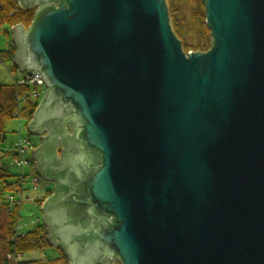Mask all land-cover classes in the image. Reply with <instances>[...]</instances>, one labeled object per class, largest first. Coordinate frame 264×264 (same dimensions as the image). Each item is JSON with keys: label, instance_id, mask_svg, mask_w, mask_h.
I'll list each match as a JSON object with an SVG mask.
<instances>
[{"label": "water", "instance_id": "95a60500", "mask_svg": "<svg viewBox=\"0 0 264 264\" xmlns=\"http://www.w3.org/2000/svg\"><path fill=\"white\" fill-rule=\"evenodd\" d=\"M201 2L212 44L185 53L166 0H18L36 12L11 63L43 82L26 130L69 264H264V0ZM60 120L57 181L38 151Z\"/></svg>", "mask_w": 264, "mask_h": 264}, {"label": "rangeland", "instance_id": "374dc122", "mask_svg": "<svg viewBox=\"0 0 264 264\" xmlns=\"http://www.w3.org/2000/svg\"><path fill=\"white\" fill-rule=\"evenodd\" d=\"M168 7L171 10V14L174 15L180 23L184 20H186L188 23H191L193 13L196 15L194 3L192 2H187L185 0H168ZM8 28L9 27L7 26H0V51L6 50L9 44H11V36H7L4 33V30H7ZM11 28L12 27H10L9 32H11ZM28 28L29 27H25V30H28ZM172 28L175 31L173 25ZM178 31L179 33L177 35L181 41L182 49L185 53L206 52L205 50L210 49L211 38L209 35L201 36L200 33L194 28L186 29L184 26L178 29ZM11 75H13L16 80H21L24 77L23 73H20L14 69L11 62L0 61V85L3 86L2 95H5L6 93L5 86L12 84ZM1 101L3 102L4 100L1 98ZM30 120L26 121L23 118L16 117L8 120L5 125V139L0 141V171H6L10 173L8 177L0 176V184H2L3 180L5 182L15 181L14 185L17 184V181L19 182L15 191L12 192L13 196L9 197L10 193L8 194L7 192L4 193L3 197L0 196V263H3L4 259H6L9 264H19L20 261H27L30 259H50L54 256H60V254H62L61 252H63V250H61V252L57 250V248L53 245H50L48 248H44L43 250L35 249L22 254L18 252L16 245L13 247V253L5 250L6 242L4 236L8 228L7 223L10 215L14 214L15 216L13 217L12 225L14 228V234L10 235L9 239L16 241L18 238V233H25L29 230H32L35 228L36 223L38 224L42 214L41 206L47 199L48 195L46 190L48 188L47 183L49 182L39 179L38 183H33V178L36 176V174L32 165H24L20 169V167H18L14 162L15 157L13 156V150L19 139L18 128L20 137L22 139L28 138L30 141L29 144L31 142L38 143L37 136L32 135L30 137L27 133L26 124ZM29 144H24V146H26V153H28L27 155L23 156L24 160H27L26 157L28 155L29 158H32ZM11 176H17V178ZM5 202L7 204H5ZM115 262H117L115 264H121L118 261Z\"/></svg>", "mask_w": 264, "mask_h": 264}, {"label": "trees", "instance_id": "16d2710c", "mask_svg": "<svg viewBox=\"0 0 264 264\" xmlns=\"http://www.w3.org/2000/svg\"><path fill=\"white\" fill-rule=\"evenodd\" d=\"M187 2L194 3V8L196 11V15L193 13L191 18V23L186 22V20L179 22L178 19L175 18L174 15L171 14V10L168 7L169 12V21L175 28V31L173 30L174 34L178 37V29H180L182 26H184L186 29L194 28L196 31L200 33V35L207 36L211 38L210 31L206 26V18H205V7L202 4L201 0H185ZM167 6H168V0H166ZM35 8L25 9L22 8L17 0H0V26H7L9 27L7 30H4V33L8 36L9 35V29L10 27H13L15 25H22L24 28L29 27L34 21L35 18ZM173 16V18H172ZM179 39V38H178ZM212 41L210 42L211 47ZM207 51V50H205ZM14 54V48L11 44H9L8 48L4 51H0V61L2 62H11ZM39 88L38 92L39 97L33 98L31 96V93L34 89ZM5 95H2L3 86L0 85V141L5 139V125L6 122L12 118L15 117L14 112L16 110V99H15V92L18 91L21 95L20 99V118H23L24 120H30L38 106V103L43 96L44 88L41 86H14L13 84L5 86ZM1 98L4 100L1 101ZM29 140V139H28ZM0 176L2 177H8L10 175L9 172L6 171H0ZM19 176V175H17ZM17 176H11L16 177ZM17 180V179H16ZM14 182H5L2 181V184H0V196L3 197L4 193H10L15 191L17 188V184L19 183L17 181V184ZM7 194V195H8ZM9 194V195H10ZM1 197V198H2ZM3 199V198H2ZM5 204H7L5 202ZM15 215H10V218L8 219V225H7V231L5 233L4 239H5V250H8L10 253L14 252L13 247L16 245L18 248V252L20 254L32 251L35 249H44L48 248L50 244L47 242L45 238V229L40 224H37V226L29 230L25 233H18L17 234V240L13 241L9 239L10 235L14 234V228L13 225V217ZM61 252L60 248H57ZM60 256H54L50 259H30L27 261H20L19 264H68V258L66 255L61 252ZM9 254V253H8ZM0 264H9L6 259L3 260V263Z\"/></svg>", "mask_w": 264, "mask_h": 264}, {"label": "flooded vegetation", "instance_id": "af4514ba", "mask_svg": "<svg viewBox=\"0 0 264 264\" xmlns=\"http://www.w3.org/2000/svg\"><path fill=\"white\" fill-rule=\"evenodd\" d=\"M18 2V1H17ZM58 123H61V128H58V124H57V128H54V134L52 133V135H48V138L45 139L44 144H43V150L42 151H38V154L40 155V161H41V165L38 167L40 168V170L43 172L44 175H47L50 178H53L55 180H59L62 179L64 173L60 172L58 167L61 164V161L63 160V157H66L67 153L64 152L63 150L66 149V147L64 148V143H65V131H68V133H71L69 128V124H67L65 121H58ZM46 137L47 134H43L41 136H38V143L36 142H31L29 145V148L31 149L30 152H32L33 150L37 149L38 147H40L42 140L41 138ZM62 138V141L64 142L62 145H58V143L56 144V138ZM67 140V139H66ZM66 153V155H65ZM96 159L98 160L99 158L96 157ZM97 163V162H95ZM99 164V163H98ZM97 164V165H98ZM32 165V167L34 168V170L37 169V165L36 162L31 160L30 164ZM51 168H50V167ZM55 169V170H54ZM39 179V178H38ZM54 182H49L47 183V190L46 192L48 193L47 198L52 196L53 194V189H54ZM41 219H42V214H41ZM111 219L113 220V218L111 217ZM38 224H40L41 226H43V228L45 229V235L46 231L48 230V228L44 225L43 221H41V223L39 222ZM56 248H60L62 250L61 246H58ZM117 262H114V264Z\"/></svg>", "mask_w": 264, "mask_h": 264}, {"label": "built area", "instance_id": "2783aa9c", "mask_svg": "<svg viewBox=\"0 0 264 264\" xmlns=\"http://www.w3.org/2000/svg\"><path fill=\"white\" fill-rule=\"evenodd\" d=\"M11 83L14 85V86H39V87H43V82H42V79H41V76L39 74H34L32 76H28L26 74H24V77L20 80H16L13 75H11ZM39 88L37 89H34L31 93V96L33 98H37L39 97V92H38ZM45 91V90H44ZM18 91L15 92V99H16V110L14 112V115L16 118H20L19 116V112H20V99L22 98L21 95L19 93H17ZM18 136H19V139L15 145V148L13 150V156L15 157L14 159V162L15 164L20 167V169L24 166V165H29L30 164V161L29 160H24L23 159V156L26 155V146H24V144L28 143L29 144V140L28 138L26 139H22L20 137V134H19V128H18ZM30 145V144H29ZM23 176V175H22ZM24 177V176H23ZM39 182V179L37 176H35L33 178V183L36 184ZM22 187V186H21ZM10 196H13L12 194L9 195ZM12 199V198H11ZM14 200V198H13Z\"/></svg>", "mask_w": 264, "mask_h": 264}, {"label": "crops", "instance_id": "0c3cea01", "mask_svg": "<svg viewBox=\"0 0 264 264\" xmlns=\"http://www.w3.org/2000/svg\"><path fill=\"white\" fill-rule=\"evenodd\" d=\"M44 95V94H43ZM36 136V135H35ZM31 137V136H30ZM38 137V136H37ZM30 142V141H29ZM28 153H26V155H27ZM27 158V160H29L30 162H31V160H33L34 161V159H32V158H29V155L26 157ZM40 221H42V219L40 218L39 219V221H38V223L40 222ZM37 226V223H36V225H35V227Z\"/></svg>", "mask_w": 264, "mask_h": 264}, {"label": "bare ground", "instance_id": "6f19581e", "mask_svg": "<svg viewBox=\"0 0 264 264\" xmlns=\"http://www.w3.org/2000/svg\"><path fill=\"white\" fill-rule=\"evenodd\" d=\"M9 35L11 36V32H9ZM48 231H49V228H48Z\"/></svg>", "mask_w": 264, "mask_h": 264}]
</instances>
